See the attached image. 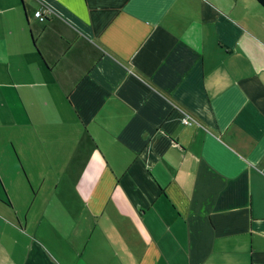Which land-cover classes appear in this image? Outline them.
I'll return each mask as SVG.
<instances>
[{"label":"crops","instance_id":"0c3cea01","mask_svg":"<svg viewBox=\"0 0 264 264\" xmlns=\"http://www.w3.org/2000/svg\"><path fill=\"white\" fill-rule=\"evenodd\" d=\"M180 261L264 264V8L0 0V264Z\"/></svg>","mask_w":264,"mask_h":264},{"label":"rangeland","instance_id":"374dc122","mask_svg":"<svg viewBox=\"0 0 264 264\" xmlns=\"http://www.w3.org/2000/svg\"><path fill=\"white\" fill-rule=\"evenodd\" d=\"M6 169H8V166H6L5 167ZM13 174H14V178H13V181H12V183H10L9 184V188L10 189H12V188H14L13 190H15L16 192L14 193V196H15V199H14V202H15V204H16V206L19 204V205H22V206H24V205H26L27 203L26 202H29V200H27L26 198H25V195H24V192L22 191L21 192V194L20 195H18L17 194V188L15 187V185H14V183L13 182H16L17 183V180H18V182L21 184V186H22V190H24L23 188L24 187H26V184H22V180H19L18 178H17V173H14V172H12ZM29 190V189H28ZM10 194H13V193H11L10 192ZM28 194L30 195V193L28 192ZM13 198V197H12ZM37 198H35L34 200H36ZM37 201H39V200H37ZM17 208V207H16ZM33 211V210H32ZM34 212V211H33ZM36 212H34V213H32V212H29V213H17L18 214V216L21 218V216H27V219H28V221L30 222L31 220H34V217L35 218H37V217H39V215L38 214H35ZM32 222V221H31ZM17 237H19L18 235H17ZM175 264H177V263H175ZM178 264H185L183 261H180V262H178Z\"/></svg>","mask_w":264,"mask_h":264},{"label":"built area","instance_id":"2783aa9c","mask_svg":"<svg viewBox=\"0 0 264 264\" xmlns=\"http://www.w3.org/2000/svg\"><path fill=\"white\" fill-rule=\"evenodd\" d=\"M50 13H51L50 10L46 8V9H39V10L34 11L33 15L35 18H37L39 21L42 22L47 18V16ZM181 122L183 124L189 125L195 121L191 117H189L188 115L184 114L183 117L181 118Z\"/></svg>","mask_w":264,"mask_h":264},{"label":"trees","instance_id":"16d2710c","mask_svg":"<svg viewBox=\"0 0 264 264\" xmlns=\"http://www.w3.org/2000/svg\"><path fill=\"white\" fill-rule=\"evenodd\" d=\"M264 8V0H256Z\"/></svg>","mask_w":264,"mask_h":264}]
</instances>
